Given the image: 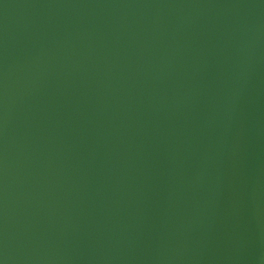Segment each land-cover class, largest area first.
I'll list each match as a JSON object with an SVG mask.
<instances>
[{
  "label": "water",
  "instance_id": "water-1",
  "mask_svg": "<svg viewBox=\"0 0 264 264\" xmlns=\"http://www.w3.org/2000/svg\"><path fill=\"white\" fill-rule=\"evenodd\" d=\"M0 264H264V0H0Z\"/></svg>",
  "mask_w": 264,
  "mask_h": 264
}]
</instances>
